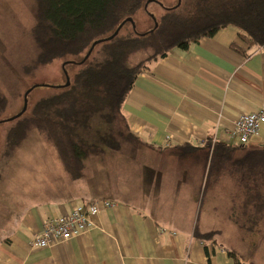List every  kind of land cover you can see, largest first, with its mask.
<instances>
[{
    "label": "crops",
    "instance_id": "1",
    "mask_svg": "<svg viewBox=\"0 0 264 264\" xmlns=\"http://www.w3.org/2000/svg\"><path fill=\"white\" fill-rule=\"evenodd\" d=\"M262 105L264 49H250L238 28L173 50L139 76L125 101L137 138L122 145L125 157L108 160L109 151L91 157L82 178L72 179L64 169L69 184L47 191L48 198L0 211V264H235L224 249L234 246L223 237L227 228L234 240L241 234L230 217L236 192L207 179L214 145L241 146L231 135L237 120ZM246 145L264 146V125ZM103 168L115 174L108 192L91 194L78 185L97 180ZM206 196L212 204L202 217ZM96 200L115 206L103 209L90 230L47 249L33 246L44 221ZM196 230L219 233L203 241Z\"/></svg>",
    "mask_w": 264,
    "mask_h": 264
},
{
    "label": "trees",
    "instance_id": "2",
    "mask_svg": "<svg viewBox=\"0 0 264 264\" xmlns=\"http://www.w3.org/2000/svg\"><path fill=\"white\" fill-rule=\"evenodd\" d=\"M148 1H36L33 69L57 60L84 59L96 41H104L85 61L74 63L80 69L69 78V86L59 87L38 100L30 112L10 121L0 165L37 131L56 151L66 173L72 179L82 178L89 158H103L107 151H118L125 142L137 139L123 108L139 76L154 63L230 26L239 29L250 49H264V0H155L146 6ZM151 4L163 5V13L150 15ZM144 10L157 21V28L154 24L141 33L126 22L113 39L106 40L127 19L135 22ZM232 48L247 53L235 44ZM7 106L8 99L0 91V121ZM224 178L236 192L231 199L232 222L242 232H254L264 219V146L249 149L216 143L207 184H220ZM218 233L195 231L203 241L215 240ZM224 249L235 264H246L235 251Z\"/></svg>",
    "mask_w": 264,
    "mask_h": 264
},
{
    "label": "rangeland",
    "instance_id": "3",
    "mask_svg": "<svg viewBox=\"0 0 264 264\" xmlns=\"http://www.w3.org/2000/svg\"><path fill=\"white\" fill-rule=\"evenodd\" d=\"M36 1L0 0V91L8 99V106L0 123L1 163L10 120L23 112L26 97L28 113L38 100L54 94L59 87L64 86L68 77L72 78L80 69V66L74 63L82 62L83 59L81 57L57 60L39 69L32 68V62L37 55L32 37V30L36 24ZM174 2L176 0H172L171 3ZM162 4L167 6L164 1ZM163 5L151 4L147 11L150 15L158 17L164 11ZM147 11L144 10L137 15L134 30L143 33L155 24V20L149 17ZM86 59L85 57L83 61ZM124 149L123 147L120 151L109 150L108 160L125 157ZM3 163L0 165V211L9 207L19 208L24 203H30L38 198H48L47 191L51 189L54 191V188L69 184V177L56 151L37 131L32 132L17 153ZM103 169L106 172L103 170L97 180L85 179L78 182L80 183L78 185H86L91 194L98 192L100 194L102 190L108 192L115 174H111L106 168ZM222 185L228 189L234 188L228 180ZM75 188L77 192H82L81 186L75 184ZM207 197L202 217L206 216L205 213L212 204ZM216 224L224 226L220 220H216ZM239 231L241 234L234 240L231 233L233 231L225 229L223 241L233 244L234 247L231 248L238 251L246 262L264 264V219L254 232Z\"/></svg>",
    "mask_w": 264,
    "mask_h": 264
},
{
    "label": "built area",
    "instance_id": "4",
    "mask_svg": "<svg viewBox=\"0 0 264 264\" xmlns=\"http://www.w3.org/2000/svg\"><path fill=\"white\" fill-rule=\"evenodd\" d=\"M264 125V105L255 112L242 115L232 132L241 145H246L251 138L259 137ZM115 204L109 200H96L78 203L72 210L58 218L44 221L41 232L36 236L33 246L47 249L55 243H62L78 237L94 227L95 218L103 209H110Z\"/></svg>",
    "mask_w": 264,
    "mask_h": 264
},
{
    "label": "water",
    "instance_id": "5",
    "mask_svg": "<svg viewBox=\"0 0 264 264\" xmlns=\"http://www.w3.org/2000/svg\"><path fill=\"white\" fill-rule=\"evenodd\" d=\"M154 1H155V0H149L146 6H148L150 3H153ZM126 22H130V23L133 24V26H135V22H134V20H133L132 18H129V19H127L125 22H123V24L120 25V27L118 28V30H117V31H116V32H115L110 38H108V39H106V40H111V39H113V38L119 33L120 29L123 27V25H124ZM157 27H158V23H157V21L155 20V28H157ZM103 41H104V40H98V41H96V42L93 44V46L91 47V50L89 51V53H88V55H87L86 58H88V56L90 55V53H91V51L93 50V48H94L97 44H99V43H101V42H103ZM69 85H70V81H69V77H68V79H67V83H66V86H69ZM25 103H26V104H25V109L23 110V112H21L19 115H17L16 117H14L13 119H11L10 121H12V120H14V119L20 117L21 115H23V114L27 111V97H26V102H25ZM0 123H1V121H0Z\"/></svg>",
    "mask_w": 264,
    "mask_h": 264
}]
</instances>
